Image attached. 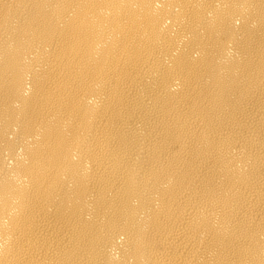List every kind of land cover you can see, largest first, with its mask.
Here are the masks:
<instances>
[{
    "label": "bare ground",
    "instance_id": "obj_1",
    "mask_svg": "<svg viewBox=\"0 0 264 264\" xmlns=\"http://www.w3.org/2000/svg\"><path fill=\"white\" fill-rule=\"evenodd\" d=\"M0 264H264V0H0Z\"/></svg>",
    "mask_w": 264,
    "mask_h": 264
}]
</instances>
